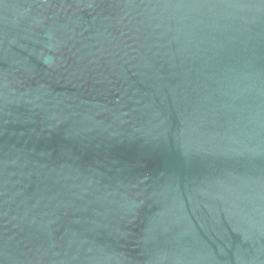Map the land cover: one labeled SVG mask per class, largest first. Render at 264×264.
<instances>
[{
  "label": "water",
  "instance_id": "1",
  "mask_svg": "<svg viewBox=\"0 0 264 264\" xmlns=\"http://www.w3.org/2000/svg\"><path fill=\"white\" fill-rule=\"evenodd\" d=\"M0 264H264V0H0Z\"/></svg>",
  "mask_w": 264,
  "mask_h": 264
}]
</instances>
